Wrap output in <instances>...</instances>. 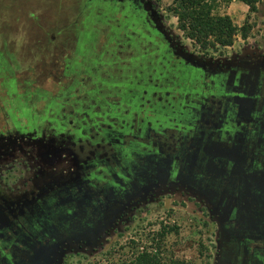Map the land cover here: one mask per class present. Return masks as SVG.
I'll return each instance as SVG.
<instances>
[{"label":"flooded vegetation","instance_id":"af4514ba","mask_svg":"<svg viewBox=\"0 0 264 264\" xmlns=\"http://www.w3.org/2000/svg\"><path fill=\"white\" fill-rule=\"evenodd\" d=\"M81 2L86 23L94 20L85 16L90 5L111 10L95 22L127 67L139 62L131 88L141 91L140 103L104 102L120 112L106 109L94 124L112 152L80 164L64 147L65 123L42 117L48 105L33 110L40 95L7 84L0 164L32 158L35 165L14 190L0 188V264H62L100 245L114 222L167 189L204 205L215 226L213 264H264V54L241 50L215 64H191L175 38L157 30L145 0ZM87 110H76L84 113L80 129L94 122L84 120ZM43 121L53 130H40ZM66 154L74 166L56 171L53 161Z\"/></svg>","mask_w":264,"mask_h":264},{"label":"rangeland","instance_id":"374dc122","mask_svg":"<svg viewBox=\"0 0 264 264\" xmlns=\"http://www.w3.org/2000/svg\"><path fill=\"white\" fill-rule=\"evenodd\" d=\"M172 1L145 0V3L153 7L160 28L172 35L186 56L199 64H215L219 58L241 50L264 54V0L258 2L253 12L239 0L227 4L217 2L213 14L229 16L237 27L247 21L251 29L246 38L237 34L231 46L216 51L201 50L183 35L177 28V18L167 10ZM88 24L84 21L81 0H0V59L5 62L4 72L0 74V129L4 126L3 108H6L8 83L14 84L20 95H40L33 103L35 113L43 112L51 98L69 92L70 97L61 106L58 122L65 123L60 131L65 135L64 147L77 155L80 164L112 152V147L101 141L100 130L94 127L103 122L105 110L95 106L93 111L97 115L84 119L91 118L94 122L88 123L86 129L78 128L84 114L76 111L78 103L87 106L88 92L95 87L96 71L89 68L85 55L77 50V31ZM89 25L98 33L92 36L88 52L102 54L106 61H113L101 68V76L115 75L127 67L126 55L116 50L115 44H107L108 30L99 23ZM71 64L74 70L68 71ZM113 98L107 96L105 100L112 102ZM91 105L94 104L91 102ZM21 125L29 130L28 122L23 121ZM37 127L43 132L54 128L47 121L40 122ZM60 157L52 163L56 171L74 166L71 155ZM31 159L0 164V188L7 192L19 186L35 165ZM138 208L128 219L119 218L114 222L109 232L103 234L100 245L76 251L62 264L128 263L144 252L157 256L160 264H213V248L209 246L214 240L215 226L200 200L167 189Z\"/></svg>","mask_w":264,"mask_h":264},{"label":"trees","instance_id":"16d2710c","mask_svg":"<svg viewBox=\"0 0 264 264\" xmlns=\"http://www.w3.org/2000/svg\"><path fill=\"white\" fill-rule=\"evenodd\" d=\"M218 1L227 4L232 0H173L171 5L167 7V10L177 18V28L187 39H190L193 43L198 45L201 50L216 51L220 48L229 47L233 44L237 34L242 38H246L251 29V25L248 24L247 21H245L242 26L237 27L232 23L229 16L213 14L212 11L217 6ZM239 1L248 7L249 12H253L260 0ZM94 6L93 4L89 6L90 8L85 9V12H87L85 16L94 19L91 23L89 22V24L93 25L94 22L96 20L99 21L100 18L102 22L110 18V9L106 11V9L103 8L97 11ZM88 25L87 27L85 26L84 29L77 31L79 35L77 50L78 53L85 55L89 68H94L96 71L94 76L95 89H91L88 92L89 102L87 105H89V107H83L78 103L77 109L85 111V108H88L86 111L88 117L94 114L93 109L95 106H99L103 110L109 109L110 114L117 115L120 113L118 108L114 105H110V103H104L106 102L105 99L107 96H115L118 98V101H120L119 98L122 99V102L128 101L131 103L130 105L132 108L138 107L141 91L138 88L133 89L131 87L138 82L137 77L139 74L137 71H134L133 68L138 67L139 62L135 61L130 68L124 67L115 75L102 77L101 68L106 64H112L113 61L110 59L106 61L102 54L94 55L90 51L88 52V45L93 32L92 29H90V25L89 27ZM119 31L121 32V30ZM111 42H113V40ZM4 67L5 62L0 59V74L4 72ZM83 69L89 70L87 67H83ZM71 70H74L73 64L69 65L68 71ZM100 90L102 93H100ZM39 97L40 96H38V98ZM69 97L70 93L64 92L59 98H51L48 103V108L42 114V117L49 121H54V123H58L62 103H65ZM91 101L94 102V105H91ZM121 264H160V260L157 256L144 252L128 263Z\"/></svg>","mask_w":264,"mask_h":264},{"label":"water","instance_id":"95a60500","mask_svg":"<svg viewBox=\"0 0 264 264\" xmlns=\"http://www.w3.org/2000/svg\"><path fill=\"white\" fill-rule=\"evenodd\" d=\"M156 28H157V30H160V31L162 30L158 24H157ZM183 57H184V59H185L187 62H189V63H191V64L200 65L198 62L194 61L191 57H188V56H186V55L183 56Z\"/></svg>","mask_w":264,"mask_h":264}]
</instances>
